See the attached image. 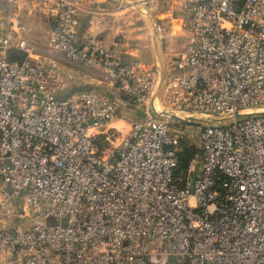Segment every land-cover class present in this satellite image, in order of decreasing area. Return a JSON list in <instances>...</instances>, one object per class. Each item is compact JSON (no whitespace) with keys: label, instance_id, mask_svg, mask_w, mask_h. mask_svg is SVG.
I'll use <instances>...</instances> for the list:
<instances>
[{"label":"built area","instance_id":"1","mask_svg":"<svg viewBox=\"0 0 264 264\" xmlns=\"http://www.w3.org/2000/svg\"><path fill=\"white\" fill-rule=\"evenodd\" d=\"M86 1L58 0L40 52L18 17L0 30V264H264V0H173L166 11L136 0L159 14L160 34L159 21L186 25L162 110L220 122L202 128L178 174L176 121L150 107L158 66L79 43ZM61 61L95 70L142 116L122 133L121 100L59 97Z\"/></svg>","mask_w":264,"mask_h":264},{"label":"crops","instance_id":"2","mask_svg":"<svg viewBox=\"0 0 264 264\" xmlns=\"http://www.w3.org/2000/svg\"><path fill=\"white\" fill-rule=\"evenodd\" d=\"M164 4L173 0H155ZM164 5V6H163ZM165 9V8H164ZM58 12V0H0V30L14 17H18L27 26L26 38L39 52L49 39V31L55 25ZM159 20V14H154ZM175 22L165 35L170 37V46L176 43L172 39L177 34ZM152 33V32H151ZM145 26L143 17L134 15L129 7L123 8L116 0H87L80 11L76 39L82 43L87 37L94 38L102 45L109 47L114 54L124 61L141 60L151 68L156 67L157 53L153 39ZM186 30L180 32L186 36ZM64 88L58 94L61 98H69L81 91H93L103 94L101 88L116 90L106 83L93 69L61 61ZM69 75H73L69 80ZM119 99V98H117ZM120 100V99H119ZM128 104V102H123ZM119 122L114 126L117 128ZM16 225V224H15Z\"/></svg>","mask_w":264,"mask_h":264},{"label":"rangeland","instance_id":"3","mask_svg":"<svg viewBox=\"0 0 264 264\" xmlns=\"http://www.w3.org/2000/svg\"><path fill=\"white\" fill-rule=\"evenodd\" d=\"M171 3L172 2H170V4H168V3L164 4L165 5L164 11H166L172 7ZM143 6H145L149 10V8H148L149 5L148 6L143 5ZM129 9L134 15L139 16V17H143L144 26H145L146 30L149 33H151L150 21L144 15L139 13L135 8L129 6ZM159 22L163 23L162 25L165 28L163 33L161 34L160 38L162 41V45H163V49H164V53H165V57L167 60V65H168L172 61L174 54L181 49L182 45L184 44V42L186 40V36H183L180 34L181 31L184 32V30H186V25H183V24L176 25L178 32H177V34H174L172 36L173 37L172 39L174 40V42L176 41V43L173 44L172 46H170V40H169L170 37L166 38L167 35H165V34L169 32L172 25L170 23H167L166 20H162ZM150 35L151 36H149V37L152 39V33ZM185 35H186V33H185ZM156 64H157L156 66H158V68L161 67L158 57H157V63ZM160 83H161V76H160L159 81L157 83L156 90L158 89ZM100 88H101V92L103 94H109L108 96H110L112 98H116V99L119 98L122 102H127L125 99V96L121 92L113 90V89L108 90L107 88L105 89L103 87H100ZM161 95H162V93L159 96V100H160ZM161 104H163V100L161 101ZM159 107H160V109H162V106L160 104H159ZM120 114L124 116V120L118 121L119 125L117 126V128L122 133H126L129 129L130 123L134 119L140 118L142 116V110L138 107H130L128 104H124L122 106V108L120 109ZM191 117H195V116H191ZM211 123L219 124L220 122L219 121H207L204 119L203 120H195V121H182V122L176 121L175 122V125H176L175 128L178 131L177 132L178 135L181 137L180 138L181 141L186 140V141H188V143L194 145V147H196V146L199 147L200 131L202 130V128L204 126L211 124ZM115 136H120V133L116 134ZM99 146H100V150L102 151V154L105 156H108V154L110 153L109 151H107V149H113L107 142H104L103 140L100 141ZM23 202H24V200H22L19 197L14 201V205L16 207H21L23 205ZM32 217L31 216H29V217L28 216L27 217L11 216L10 218H7V217L6 218L13 224L19 225L23 228H27L33 223ZM1 218L2 217L0 216V219Z\"/></svg>","mask_w":264,"mask_h":264},{"label":"water","instance_id":"4","mask_svg":"<svg viewBox=\"0 0 264 264\" xmlns=\"http://www.w3.org/2000/svg\"><path fill=\"white\" fill-rule=\"evenodd\" d=\"M117 2L125 3L126 5L135 8L139 13L144 15L151 24V32H152V39L155 46V50L157 53V57L159 58V62L161 67L159 69V73L161 76V83L158 87V89L153 93L150 101V107L151 111L156 116H170L176 121H195L196 118L190 117L189 119L182 118L176 114L168 113L167 111H164L160 109L159 107V96L162 93V91L165 89L168 79V65L167 60L165 57L162 41H161V34L159 32V26L158 21L154 13H152L150 10H148L145 6L137 2L136 0H116ZM238 117H241V115L237 114ZM250 116V115H246Z\"/></svg>","mask_w":264,"mask_h":264},{"label":"trees","instance_id":"5","mask_svg":"<svg viewBox=\"0 0 264 264\" xmlns=\"http://www.w3.org/2000/svg\"><path fill=\"white\" fill-rule=\"evenodd\" d=\"M25 57L22 53H9V59H22ZM132 106V105H131ZM133 107V106H132ZM143 114V113H142ZM178 124V123H177ZM97 143L100 144V141L102 140L101 136L97 137ZM183 140V139H182ZM196 146V145H195ZM199 150V148L194 145L188 143V141H181V147L177 152L178 155V166L176 168V173H184L187 170L188 164L190 160L192 159L193 155ZM50 222H53L52 219L49 220Z\"/></svg>","mask_w":264,"mask_h":264}]
</instances>
